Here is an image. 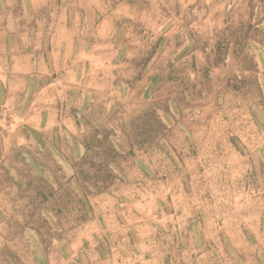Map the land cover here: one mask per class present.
I'll return each mask as SVG.
<instances>
[{"label": "rangeland", "instance_id": "rangeland-1", "mask_svg": "<svg viewBox=\"0 0 264 264\" xmlns=\"http://www.w3.org/2000/svg\"><path fill=\"white\" fill-rule=\"evenodd\" d=\"M0 264H264V0H0Z\"/></svg>", "mask_w": 264, "mask_h": 264}]
</instances>
